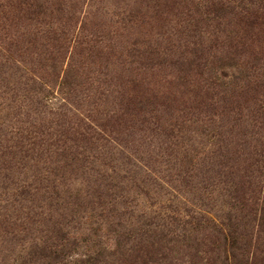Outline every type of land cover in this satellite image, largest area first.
Wrapping results in <instances>:
<instances>
[{"label": "rangeland", "instance_id": "374dc122", "mask_svg": "<svg viewBox=\"0 0 264 264\" xmlns=\"http://www.w3.org/2000/svg\"><path fill=\"white\" fill-rule=\"evenodd\" d=\"M217 1L0 0V264H264V13Z\"/></svg>", "mask_w": 264, "mask_h": 264}, {"label": "trees", "instance_id": "16d2710c", "mask_svg": "<svg viewBox=\"0 0 264 264\" xmlns=\"http://www.w3.org/2000/svg\"><path fill=\"white\" fill-rule=\"evenodd\" d=\"M241 4H245L247 7L244 9L245 11L249 12V8H253L255 10H257V12H262L264 13V0H219L217 1V3H211L209 6H217L218 9L222 10L224 12V14H220V15H216L217 18H214V21H220L218 23V29L220 31L223 32H228L230 30H228L229 27H231L232 25H230V23L232 24V19H234L236 16H234V10L235 8H239L241 6ZM233 8V11H231ZM228 10H230L232 13V16L228 15ZM243 10V9H242ZM226 15L229 16L230 20H228V18H226ZM234 17V18H233ZM246 24H248L247 22H245ZM252 24V23H251ZM227 26V27H222L221 26ZM263 220H264V216H263Z\"/></svg>", "mask_w": 264, "mask_h": 264}]
</instances>
